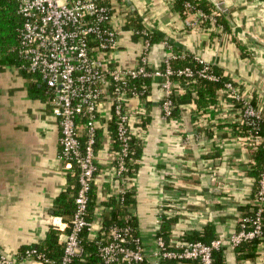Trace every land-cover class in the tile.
Listing matches in <instances>:
<instances>
[{
    "label": "crops",
    "instance_id": "1",
    "mask_svg": "<svg viewBox=\"0 0 264 264\" xmlns=\"http://www.w3.org/2000/svg\"><path fill=\"white\" fill-rule=\"evenodd\" d=\"M209 1L222 4L235 26L196 25L198 14L183 17L167 0H123L135 24L152 31L149 56L157 68L172 51L191 60L201 58L222 71L226 82H232L263 115L264 0ZM121 49V58L132 61L141 43L137 37L124 38ZM34 84L17 66L0 64V247L16 262L23 248L43 243L54 226H66L53 211L56 198L68 187L69 171L59 154L60 130L44 93L31 91ZM151 87L142 121L147 139L137 142L141 150L127 165L128 194L135 200L128 213L138 220L148 257L164 217L175 220L173 237L182 227L202 232L208 224L215 226L217 236L237 233L251 209L253 182L248 175L253 150L237 128L241 112L236 102L221 89L216 104L201 107L194 87L186 85L176 97L175 120L165 121L156 87ZM106 121L101 118V125ZM102 139L106 142L100 138L96 150L93 185L95 223L98 218L105 222L111 202L119 203L121 186L116 175L118 145L114 136L110 145ZM185 211L189 220L182 217ZM100 227L95 224L90 239ZM256 249L255 257L242 258L227 243L225 264H264V241Z\"/></svg>",
    "mask_w": 264,
    "mask_h": 264
},
{
    "label": "built area",
    "instance_id": "2",
    "mask_svg": "<svg viewBox=\"0 0 264 264\" xmlns=\"http://www.w3.org/2000/svg\"><path fill=\"white\" fill-rule=\"evenodd\" d=\"M16 1L18 14L24 20L16 49L20 59L18 70L31 75L33 82L43 88L58 122L59 154L64 167L67 171L74 168L78 171L79 191L70 231L65 232L69 227L66 223L64 228L54 226L64 246L60 264H75L84 256L81 234L87 229L92 235L95 224L101 227L93 240L99 234L107 238L99 248L101 260L98 264H141L148 254L141 237L133 235L131 214L126 216L124 225L109 228L105 227L102 218H98L96 223L86 219L89 194L98 172V134L103 131L106 142L103 139L102 142L110 145L114 133L108 131L107 125L115 123L114 142L117 141L119 146L115 156L116 175L121 179L118 201L124 205L131 185L127 165L135 154L132 142L136 140L144 144L147 139L142 121L146 115L144 102L153 92L151 86L156 87L162 119L174 121L176 97L184 86H190L199 79L219 82L220 77L209 63L198 57L192 59L197 64L195 68H174L173 62L189 59L176 51L165 56L162 66L157 68L149 56L153 33L132 22L135 18L123 0ZM175 1L167 0V3L174 7ZM187 7L193 9L190 5ZM190 14L199 15L196 25L224 29L217 21L221 15L218 10L211 14L201 11ZM188 24L191 25L189 21ZM131 37H137L141 51L134 60L126 61L121 58V46L124 38ZM222 92L240 104V122L252 130L243 140L248 141L254 151L263 143L260 136L254 134L263 121L262 112L243 97L232 82H225ZM103 112L107 113L106 117H102ZM101 118L107 120L102 125ZM253 188L254 180L250 201L255 208L252 207L250 214L241 219L237 233L228 237L217 236L208 245L182 242L180 238L191 232L185 226L179 230L178 236H171L169 243L157 235L154 252L149 259L153 258L155 264L163 260L181 264H212L213 252L223 250L227 243L236 248L245 242L264 241V169L254 194ZM187 216L188 211H185L182 217L189 220ZM19 261H14L0 247V264H54L33 248L27 249Z\"/></svg>",
    "mask_w": 264,
    "mask_h": 264
},
{
    "label": "trees",
    "instance_id": "3",
    "mask_svg": "<svg viewBox=\"0 0 264 264\" xmlns=\"http://www.w3.org/2000/svg\"><path fill=\"white\" fill-rule=\"evenodd\" d=\"M187 5L192 6V10L188 9ZM174 8L178 11L183 17H186L188 13L194 11H201L205 14H211L213 11L218 10L221 16L217 21L222 24L225 28L229 27L228 20H226L225 13H228L226 9H223L222 4H213L209 0H176L174 3ZM23 18L18 14V3L16 0H0V64L2 65H15L20 64V59L17 56L16 49L20 43V28L23 24ZM135 23V20H132ZM185 66L197 67V64L187 59L185 61H175L173 62L174 68H182ZM213 72L220 77L219 82H210L208 80L199 79L196 83L190 85L194 87L196 92V103L197 105L204 107L209 105L216 104V97L219 90L223 89L224 83L227 81V77H224L223 72L219 69L213 68ZM31 76V75H30ZM31 91L36 94L43 93V88L38 84L32 86ZM176 103L175 113L178 109V102ZM236 106H240L236 102ZM240 108V107H239ZM263 121L259 124L258 130L254 132L255 135L260 136L263 140L261 146H258L252 152L250 168L248 170V175L254 180L253 194L256 192L258 187V182L260 180L261 174L264 169V113ZM240 135L246 136L249 131L252 132L251 127L246 123H239L237 126ZM108 131L115 134V123L111 122L108 124ZM113 134V136H114ZM253 134V133H252ZM99 139L104 137V132L100 131L98 134ZM114 136V140H115ZM118 145V142H115ZM100 145V140L97 142V148ZM132 146L135 149V154L140 152V147L135 140L132 142ZM119 148V146H118ZM137 168L135 167L134 170ZM93 185L91 192L89 194L88 210H87V221L91 222L93 216L96 212L97 204L95 201V195L93 191ZM79 191V179L78 171L74 168L72 171H69L68 174V187L59 194L55 200L54 206V215L61 218L63 223H66L69 227L66 229V233L70 231L72 220L76 212V196ZM126 201L124 205L120 203L111 202L112 211L109 216L105 217L104 225L106 228H109L113 225H124L126 221V216L128 215V206L135 203V200L132 198V194L126 196ZM251 206L250 208H252ZM255 208V207H253ZM248 212L246 215H249ZM175 222L173 219L163 218V222L160 226L158 232L159 237H163L167 243L170 242L171 238V226ZM131 225L134 229V237H139L138 230V220L136 217H132ZM108 232H106L107 234ZM59 232L55 228H51L43 243L38 245H33L30 247H25L22 249L23 253L30 248L36 249L39 253H42L54 264H60L63 258L64 246L60 242ZM217 238L216 228L213 224H208L202 232L192 231L185 233L180 240L182 242H202L204 244H210L214 239ZM82 247L85 251L84 256L75 261V264H98L100 262L99 248L101 245H104L107 242L106 236H101L99 234L96 236L95 240L90 239V233L87 229L81 234ZM262 240H254L250 242L242 243L240 246L235 248L236 253L242 255V258H253L256 255V246L260 244ZM246 253V254H245ZM213 263L212 264H225V252L220 249L216 250L212 254ZM141 264H152V261L149 257H146L144 262ZM159 264H181L178 261L163 260Z\"/></svg>",
    "mask_w": 264,
    "mask_h": 264
},
{
    "label": "water",
    "instance_id": "4",
    "mask_svg": "<svg viewBox=\"0 0 264 264\" xmlns=\"http://www.w3.org/2000/svg\"><path fill=\"white\" fill-rule=\"evenodd\" d=\"M223 9H224V7H223ZM226 18H227L228 22H229L232 26H235V24H234V22L232 21V19H231L230 16H227Z\"/></svg>",
    "mask_w": 264,
    "mask_h": 264
}]
</instances>
